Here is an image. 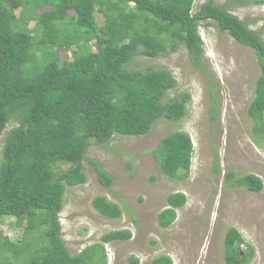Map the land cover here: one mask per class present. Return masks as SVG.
<instances>
[{
	"label": "trees",
	"instance_id": "1",
	"mask_svg": "<svg viewBox=\"0 0 264 264\" xmlns=\"http://www.w3.org/2000/svg\"><path fill=\"white\" fill-rule=\"evenodd\" d=\"M233 1L249 0H207L196 10L194 0H0V223L10 218V226L23 230L11 241L0 228V264H95L96 251L105 260L99 243L69 254L58 216L66 186L85 183L83 160L93 141L106 144L115 133L144 135L161 118H182L188 93L163 101L177 83L170 72L130 64L136 56L165 55L178 45L199 62L202 21L254 51L261 75L247 114L255 141L264 137V40L229 12ZM15 6L20 7L17 16ZM96 11L103 14L102 25ZM61 49L70 55L61 57ZM13 119L16 124L7 129ZM193 151L190 135L177 130L162 137L152 154L167 178L181 179L189 174ZM90 163L99 183L110 188L114 177L96 161ZM225 176L231 180L234 174ZM234 182L250 192L263 188L252 173ZM166 200L168 207L157 215L161 227L175 220L186 196L172 192ZM92 206L107 218L121 215L119 206L102 195ZM130 238L129 230L101 235L104 243ZM241 244L247 248L243 253ZM223 245L225 264H248L253 255L235 227L226 230ZM151 264L173 262L161 254Z\"/></svg>",
	"mask_w": 264,
	"mask_h": 264
},
{
	"label": "rangeland",
	"instance_id": "2",
	"mask_svg": "<svg viewBox=\"0 0 264 264\" xmlns=\"http://www.w3.org/2000/svg\"><path fill=\"white\" fill-rule=\"evenodd\" d=\"M206 1L194 0L195 10ZM227 9L264 40V2L233 1ZM19 10V6L12 8L15 16ZM95 19L98 25L104 23L98 11ZM32 25L30 22L29 27ZM198 33L204 49L199 62L178 45L165 55L136 56L130 64L133 69L150 67L170 72L177 83L163 101L188 93L186 112L176 121L157 120L144 135L115 133L106 144L91 143L83 160L87 179L83 184L66 186L58 214L61 236L70 255L99 243L105 260H99L102 251H96L95 264H134L132 258L138 260L137 264H151L161 254L171 257L173 264H225L224 235L229 227H235L253 248L248 264H264V137L257 135L259 141H255L247 114L261 69L251 48L214 24L202 21ZM60 55L65 58L70 52L61 49ZM15 124L16 120H11L7 129ZM177 130L191 136L194 151L188 176L169 179L159 169L152 150L162 137ZM1 144L0 139V153ZM90 160L114 177L110 188L99 183ZM67 166L62 164L63 168ZM228 171L234 174L231 180L225 176ZM247 173L260 177L261 191H246L234 182ZM172 192L184 193L186 202L176 209L175 220L161 227L157 215L168 207L166 197ZM97 195L117 204L120 217L99 214L92 206ZM10 220L4 218L0 228L8 239L17 241L23 230L10 226ZM111 230H129L131 238L102 242L101 235ZM245 249L241 244L240 252Z\"/></svg>",
	"mask_w": 264,
	"mask_h": 264
},
{
	"label": "clouds",
	"instance_id": "3",
	"mask_svg": "<svg viewBox=\"0 0 264 264\" xmlns=\"http://www.w3.org/2000/svg\"><path fill=\"white\" fill-rule=\"evenodd\" d=\"M191 137V136H190ZM192 141V140H191ZM193 144V143H192ZM193 147H194V145H193ZM108 243V242H107ZM105 247V249H106V252H108L109 251V247L107 246V245H105L104 246Z\"/></svg>",
	"mask_w": 264,
	"mask_h": 264
}]
</instances>
